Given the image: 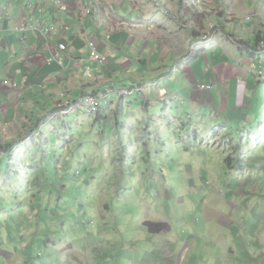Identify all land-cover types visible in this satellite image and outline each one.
<instances>
[{
	"label": "rangeland",
	"instance_id": "obj_1",
	"mask_svg": "<svg viewBox=\"0 0 264 264\" xmlns=\"http://www.w3.org/2000/svg\"><path fill=\"white\" fill-rule=\"evenodd\" d=\"M257 1L243 0V5L257 11ZM164 2L169 14L178 11ZM188 18V27L191 18L197 21L193 11ZM206 26L204 38L210 37L204 35L208 29L218 41L232 38L222 27ZM253 63V71L264 69V60L263 66ZM251 97L255 117L228 121L225 127L219 120L209 125L206 118L197 141L191 136L198 125L189 127L186 115L182 121L188 130L176 124L185 109L179 100L165 116L162 108L154 110V139L140 147L133 134L126 141L129 132H121L115 118L98 120L81 106L78 117L56 121L51 130L57 131L45 133L40 147L28 143L23 162L0 154V264H24V255L28 264H244L247 252L235 253L240 242L234 252L226 247L229 238L251 243L264 236V230L240 231L236 237L230 231L232 214L239 217L232 206L264 207V82ZM170 120L174 127L165 123ZM68 126L73 129L65 133ZM40 211L53 214L52 219H43ZM228 224L229 230L221 226ZM57 243L65 252L52 248ZM250 248L260 252L258 246Z\"/></svg>",
	"mask_w": 264,
	"mask_h": 264
},
{
	"label": "crops",
	"instance_id": "obj_2",
	"mask_svg": "<svg viewBox=\"0 0 264 264\" xmlns=\"http://www.w3.org/2000/svg\"><path fill=\"white\" fill-rule=\"evenodd\" d=\"M97 1L60 0L61 6H56L53 0H0V154L9 162L26 160L27 144L37 142L36 148L40 147L47 135L57 131L51 130L56 121L64 123L72 114L78 117L83 99L89 95L99 97L106 106L104 110L99 107L97 119L108 122L115 118V126L122 125L120 131L129 132L126 141L133 134L137 147L154 139L150 133L154 110L162 108L165 116L177 100L185 103L187 111L179 112L176 124L181 125V131L188 130L182 121L186 115L189 127L193 122L198 125L191 136L194 141L206 118L209 125L219 120L225 127L228 121L246 123L255 117L251 96L264 82V69L253 71V61L263 66L264 55H247L238 42H252L264 31V19L258 17L259 12L264 14V0L257 1V11L248 10L243 0H99V7ZM164 1L177 5L178 11L169 14ZM87 8L91 14L86 13ZM189 11L204 19L196 17L195 22L191 18L193 25L188 27ZM229 19L235 21L219 24ZM206 22L223 27L225 33L228 30L232 38L218 41L216 36L211 38L209 29V38L195 35V30L205 31ZM18 24L53 27L54 31L46 37L29 28L16 30ZM90 35L95 36L98 52L107 58L102 66L90 58L86 40ZM60 42L68 48L55 59ZM7 80L10 84H5ZM201 85L211 89L202 90ZM140 88L146 90L136 91ZM179 88L180 94L176 93ZM122 89L133 90L137 98H121L118 92ZM245 103L247 106L240 109ZM205 109L210 112L206 114ZM171 121L165 123L173 126ZM72 129L68 126L65 133ZM142 131L147 136H141ZM232 212L239 215L232 214L230 220L235 237L240 231L264 230V207L232 206ZM38 215L49 221L53 214L40 211ZM229 224L221 226L229 230ZM257 236L251 243L229 238L226 248L234 252L233 247L240 242L235 253L247 252L244 264H264V236ZM252 245L260 252L251 251ZM23 259L28 264L25 255Z\"/></svg>",
	"mask_w": 264,
	"mask_h": 264
},
{
	"label": "built area",
	"instance_id": "obj_3",
	"mask_svg": "<svg viewBox=\"0 0 264 264\" xmlns=\"http://www.w3.org/2000/svg\"><path fill=\"white\" fill-rule=\"evenodd\" d=\"M53 4H55L56 6H61V2L60 0H53ZM97 7H99L101 4L99 3V0L97 1V3L95 4ZM8 5H6L4 7L5 13L7 10ZM86 13L87 14H91L92 10L90 8L86 9ZM247 20H251V17H247ZM16 30L19 31H23L25 32L28 28L29 30H37L40 32V34L42 36H46L49 37L51 35V33L54 31L53 27H48V28H40V27H33V26H29L26 25H22V24H18L16 25ZM87 44L91 50L90 52V58L91 60H93L94 62H96L99 66H102L106 63L107 58L103 55H101L98 50H97V46H96V40H95V36L94 35H90L87 36ZM67 45L64 42H60L58 45V51L57 53H55V59L56 57H58L62 52H66L67 51ZM54 58V57H53ZM5 84H10V81H5ZM155 87V86H152ZM200 89L202 90H210L211 86L210 85H201L199 86ZM145 88H140V89H136V91H145ZM134 91L133 90H128V89H122L118 92L119 96L121 98H131L134 95ZM82 106L85 108V111L90 114V115H94L97 114L98 109L100 107V103H99V97H96L94 95H89L87 97H85L83 99L82 102Z\"/></svg>",
	"mask_w": 264,
	"mask_h": 264
},
{
	"label": "trees",
	"instance_id": "obj_4",
	"mask_svg": "<svg viewBox=\"0 0 264 264\" xmlns=\"http://www.w3.org/2000/svg\"><path fill=\"white\" fill-rule=\"evenodd\" d=\"M196 17L198 19H204L203 16L197 15ZM220 16H217V19H219ZM199 27V24H198ZM223 29V27H222ZM195 35H201V29L199 30H195ZM203 35V34H202ZM205 36L207 34H204ZM239 47L242 51H244V53H246L247 55H251V56H256L257 54L261 57L262 55H264V31L259 32L255 39L252 42H242L239 41ZM244 143V141H243ZM236 147H232V151L235 149ZM243 151V150H241ZM229 160V159H228Z\"/></svg>",
	"mask_w": 264,
	"mask_h": 264
},
{
	"label": "clouds",
	"instance_id": "obj_5",
	"mask_svg": "<svg viewBox=\"0 0 264 264\" xmlns=\"http://www.w3.org/2000/svg\"><path fill=\"white\" fill-rule=\"evenodd\" d=\"M62 207H63V206H62ZM59 211H61V210H59ZM45 212H46V211H45ZM21 239H22V238H21ZM51 244H52V243H51ZM58 244H59V243L55 244L54 246H52V248L55 249V250H57V251L63 252V251H61V250L58 249V247H57ZM59 246H62V245L59 244ZM46 249H48V248H46ZM65 257H67V258L70 260V254L65 253Z\"/></svg>",
	"mask_w": 264,
	"mask_h": 264
}]
</instances>
